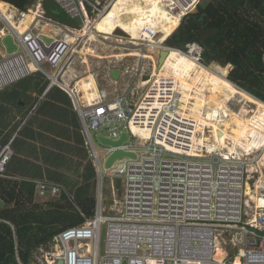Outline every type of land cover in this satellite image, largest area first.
I'll list each match as a JSON object with an SVG mask.
<instances>
[{
	"label": "built area",
	"instance_id": "built-area-1",
	"mask_svg": "<svg viewBox=\"0 0 264 264\" xmlns=\"http://www.w3.org/2000/svg\"><path fill=\"white\" fill-rule=\"evenodd\" d=\"M54 1L77 23L66 25L50 17L43 0L24 9L10 2H5L6 10L0 8V90L42 73L51 84L66 88L81 121L96 169L95 214L59 233L63 252L57 255L55 264H264V219L253 224L250 218L255 203L251 213L247 209V161L237 154L214 151L206 143L197 144L201 125L182 109L183 94L175 77L153 70L156 64H163L160 57L164 50L178 49L201 62L203 46L198 42L187 43L185 49L170 46V37L162 40L163 33L150 26H145L140 39L133 41L129 33L116 34L117 28L109 39L111 45L124 50L118 56L137 58L139 68L124 64L125 75L131 74V80L122 89L102 90L93 103L83 102L77 82L65 84L62 76L72 57L78 55L85 62V47L93 41L92 35H97V40L104 36L96 32L95 22L116 0ZM200 2L167 0L166 8L180 25ZM45 27L57 33H46ZM9 36L16 45L11 52L4 42ZM145 61L151 65L150 72ZM142 88L145 90L141 93ZM123 129H127L129 138L120 146L104 144L98 138L103 135L118 140ZM93 130L104 145L102 150L97 149ZM207 130L210 135H206L212 136L211 129ZM12 143L0 142V177L6 175L14 155ZM117 149L133 152L136 158L124 156L107 167L106 159ZM107 177L114 194L117 179H122L123 198L115 200V207H120L111 211L105 205ZM35 184L39 196H57L65 191L48 181ZM103 224L107 227V244L101 254ZM221 237L233 247L223 259L218 256ZM18 261L45 264L35 255L29 263L20 258Z\"/></svg>",
	"mask_w": 264,
	"mask_h": 264
},
{
	"label": "trees",
	"instance_id": "trees-1",
	"mask_svg": "<svg viewBox=\"0 0 264 264\" xmlns=\"http://www.w3.org/2000/svg\"><path fill=\"white\" fill-rule=\"evenodd\" d=\"M2 1L21 9L37 2ZM43 1L50 17L61 23H73L67 14L64 17L65 13L54 0ZM166 1L116 0L98 22L96 32L113 35L121 28L132 36L130 39L139 40L145 26H150L160 30L165 40L179 25V19L168 13ZM0 4L8 6L5 2ZM198 7V13L184 17L170 38L171 45L185 49L189 42L200 43L208 63L232 64L229 79L264 101V0H201ZM227 71V68H217L215 72L226 77ZM205 76L211 77L210 72L205 71ZM47 85L48 82L41 91ZM260 164L263 173L264 154L260 156ZM58 179L66 183V192L37 202L35 183L0 177V198L6 204L0 209V264H20L18 257L29 263L38 246L94 216L96 169L92 160H87L84 166L81 163L76 176L66 174Z\"/></svg>",
	"mask_w": 264,
	"mask_h": 264
},
{
	"label": "crops",
	"instance_id": "crops-1",
	"mask_svg": "<svg viewBox=\"0 0 264 264\" xmlns=\"http://www.w3.org/2000/svg\"><path fill=\"white\" fill-rule=\"evenodd\" d=\"M71 20L72 24H63L77 23ZM44 31L57 33L51 27H45ZM122 73L125 75V70ZM66 76L67 72L62 76L65 84L73 85L72 79ZM121 81L114 80L115 90L125 86ZM46 82L48 85L41 91ZM81 130V121L71 95L63 86L51 84L42 73H35L0 90V142L13 140L14 149L6 175L2 177L33 183L48 181L61 185L66 192V183L58 177L66 174L76 176L77 167L81 163L84 166L91 159ZM50 196H39L35 192L37 202L46 201ZM5 206L0 198V209Z\"/></svg>",
	"mask_w": 264,
	"mask_h": 264
},
{
	"label": "rangeland",
	"instance_id": "rangeland-1",
	"mask_svg": "<svg viewBox=\"0 0 264 264\" xmlns=\"http://www.w3.org/2000/svg\"><path fill=\"white\" fill-rule=\"evenodd\" d=\"M44 3V1H43ZM3 10H6L8 6L2 5ZM66 18L67 15L64 14ZM178 29V28H177ZM109 34V33H108ZM173 35V34H172ZM170 36V38L172 37ZM114 40V39H112ZM132 40V39H130ZM103 41V42H101ZM127 42L125 41V44ZM107 45V46H105ZM87 46H91L95 51L93 53H89L85 58H87V62H84L82 58L78 55L72 57L69 61V65L67 66L66 72L67 76L72 79L73 83L75 80H78L88 73H92L97 81L100 91L107 90L108 92H113L115 90V83L114 80H120L121 84L128 83L131 80V74H127L125 76L122 75L119 79H114L111 75L112 70H125L123 69L124 64H130L132 68H139V60L137 58H125L118 56V54L123 53V49L115 48L111 45V40H105L101 37L98 40L89 41ZM112 54V55H111ZM104 55V57H103ZM102 56V57H101ZM175 59H172L171 62L175 63V76L176 81H179L189 88L199 83L200 77L203 76L204 80H212V71H217V68H227V76L226 78L229 79L230 73L234 66L232 64H228L223 66L217 62H207V59L204 58L201 61L203 65L206 66L201 72L200 67L195 65L192 61V58L185 55H174ZM131 60H133L131 62ZM46 68L51 73H56V69L51 67L50 65ZM146 70L150 72L151 65L149 61H145L144 64ZM156 71L164 75V69L161 68L162 66L156 65ZM211 69H209V68ZM155 71V68H153ZM212 70V71H211ZM205 71H209L211 77L205 76ZM66 76V77H67ZM230 80V79H229ZM231 81V80H230ZM234 83L238 88L242 89L239 85ZM147 83V82H145ZM194 84V85H193ZM240 89H231V94L223 95V94H212V101L209 102L208 105L204 104L203 102L197 101L194 99L188 103L182 104L183 110L187 111L190 116H194L195 112L203 114V117L207 116L206 112L201 109H196V106L211 111L213 107L217 106L220 109H225L226 114L229 115L226 119H217L215 116H211V118H204V124L207 129H211L213 135L216 140H227L228 142H232L234 146L233 149L227 150L228 155L237 154L242 156V159H245L248 163V183L252 187V194L246 195L247 202H248V214L252 212L254 199L253 196L255 195V183L259 178V174L256 171V167H258V160L260 163V156L264 154V106L256 105L250 103L245 96L241 95L242 91ZM145 90V88L141 89V93ZM258 107V108H257ZM242 111V112H241ZM243 111L246 112V115H242ZM224 115V118L227 115ZM222 116V115H221ZM114 126V125H113ZM240 126V127H238ZM206 129V130H207ZM203 132V134L210 135L209 130ZM229 130V131H227ZM93 138L98 150H102L104 145L101 144L98 139L96 138V131L93 130ZM229 132V133H225ZM217 140V141H218ZM247 149V151H245ZM231 150V151H230ZM255 159V160H254ZM106 189H105V205L107 211H111L113 207H115V200L121 201L123 198V189L118 188L113 193V189L111 187L112 181L110 178H106ZM263 190V183L260 184ZM259 183L257 185V194L259 191ZM117 188V187H116ZM120 205L116 206L115 208H119ZM107 227L106 224L102 225L101 228V238H100V253L104 254L106 249V238H107ZM220 239V247L223 248L225 253L232 252L233 247L231 244H228L224 237Z\"/></svg>",
	"mask_w": 264,
	"mask_h": 264
},
{
	"label": "bare ground",
	"instance_id": "bare-ground-1",
	"mask_svg": "<svg viewBox=\"0 0 264 264\" xmlns=\"http://www.w3.org/2000/svg\"><path fill=\"white\" fill-rule=\"evenodd\" d=\"M129 7H131V5H129ZM139 7H141V5H139ZM0 8L3 9L2 4H0ZM157 15H159V13H157ZM99 21L100 20L95 22L96 26H97ZM176 27H178V25ZM173 32L169 36H171L173 34ZM99 33H102V32H99ZM102 34L104 35V36H102L103 39L109 40V39L113 38L112 34H108V33H104V32ZM91 40H93V41L97 40V35H95V34L92 35ZM133 41H137V40H133ZM101 42H103V41H101ZM105 46H107V45H105ZM85 49H86L87 54L93 53L95 51L91 46H87V45H86ZM174 55L188 56L178 49L169 50L163 64L161 65L162 66L161 68L164 69V75L165 76H174L173 74L175 73L174 72L175 71V67H174L175 63H173L171 61H172V59L178 61V59L174 58ZM103 57H104V55H103ZM192 61L196 66L198 65L200 67V72L204 68H206L205 65H203L201 62H197L193 58H192ZM85 62H87V58H85ZM156 69H157V66H155V71H156ZM212 76H213L212 80H209V79L204 80V77L201 76L199 83L195 84V85H197V87L193 86L192 88H189L190 86H187V85H185L179 81H176L178 88L182 91V94H183L182 95V104H184L185 102L188 103L194 99H197V101L203 102L204 104L208 105L209 102L213 100L212 94L227 95V94H231L230 92H231L232 88L240 89L234 83H232L229 79H227L225 76H222L218 72L212 71ZM146 84L147 83H144V85H146ZM76 87H77L76 88L77 91L80 92L82 95L80 97V99L83 102L87 101L89 103H93L95 100H97V98L100 94V89L98 87L96 78L92 73H88L84 77L78 79ZM240 90L242 91L241 95L242 96L244 95L246 99L248 98L247 100L250 103L260 105V106H264V101L255 97L254 95L250 94L249 92L245 91L244 89H240ZM198 108L201 110H204L206 112L207 116L203 117V114L196 113V112H195L194 116H192L195 119H197V121L201 125L200 126L201 135H198L197 144L206 143L214 151H217V149H219V151L225 152V154L228 155L229 151L227 152V150L233 149L236 146H234V144L232 142H228L227 140H224V139L218 140L217 139L218 140L217 141L214 137L207 136L206 134H203V132H205V130L207 129V127L204 124L203 119L204 118H211V116H215L217 119H226L227 117H229V115L226 114L224 108L220 109V107H217V106L213 107V109L211 111H208V110H205V109H202V108L196 106V109H198ZM182 109H183V107H182ZM225 114L227 116L224 118ZM242 115H246V112L243 111ZM238 127H240V126H238ZM227 131H229V130H227ZM225 133H229V132H225ZM245 151H247V149H245ZM257 166H258L259 178L257 180V184L255 183L256 189H255V195L253 196L254 203H255V207H254L255 212L251 215V218H250V220L253 224H256L258 219H264V193L262 192V188L260 186V184L264 181V175H263L264 172L262 173V171H261L262 167H261V164L259 163V160H258ZM258 183H259L260 188H259V191L257 194ZM246 194H248V195L252 194V187L249 183L246 184ZM257 224H259V223H257ZM62 252H63V244L61 242V239L56 236L51 241H49L48 243L38 246L34 251V255L39 257L40 259H43L45 264H55L57 255H60ZM218 256L221 259H223L226 256L225 251L221 247H219V249H218ZM237 261H239V259Z\"/></svg>",
	"mask_w": 264,
	"mask_h": 264
},
{
	"label": "water",
	"instance_id": "water-1",
	"mask_svg": "<svg viewBox=\"0 0 264 264\" xmlns=\"http://www.w3.org/2000/svg\"><path fill=\"white\" fill-rule=\"evenodd\" d=\"M198 12H199V7H196L191 13H198ZM174 33L175 32H173V34ZM116 34L122 35V36H128V33L125 32L124 30H122L121 28L117 29ZM4 42L7 45L9 52L13 51L16 48V45H15L12 37H10V36L6 37ZM167 44L172 46L170 43V38L167 40ZM167 54H168V50H164L161 52V57H160V63L161 64L164 62ZM111 74H112L114 79H119L121 72L119 70H112ZM98 138L104 144L112 145V146H120L123 144V142H125L129 138V135L127 133V129H123V131L121 133V137L118 140H113V139L104 137L103 135H99ZM124 156L136 158V154L133 152H128V151H125L122 149H117L106 159L105 165L107 167H111L114 164L115 160L122 159ZM117 187L118 188L122 187V179L121 178L117 179ZM59 264H64V262L60 261Z\"/></svg>",
	"mask_w": 264,
	"mask_h": 264
},
{
	"label": "flooded vegetation",
	"instance_id": "flooded-vegetation-1",
	"mask_svg": "<svg viewBox=\"0 0 264 264\" xmlns=\"http://www.w3.org/2000/svg\"><path fill=\"white\" fill-rule=\"evenodd\" d=\"M103 33V32H102Z\"/></svg>",
	"mask_w": 264,
	"mask_h": 264
}]
</instances>
